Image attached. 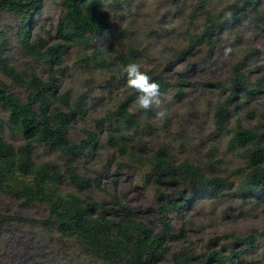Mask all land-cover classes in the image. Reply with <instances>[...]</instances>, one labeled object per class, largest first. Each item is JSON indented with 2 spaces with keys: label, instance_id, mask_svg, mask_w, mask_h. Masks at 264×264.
I'll list each match as a JSON object with an SVG mask.
<instances>
[{
  "label": "rangeland",
  "instance_id": "374dc122",
  "mask_svg": "<svg viewBox=\"0 0 264 264\" xmlns=\"http://www.w3.org/2000/svg\"><path fill=\"white\" fill-rule=\"evenodd\" d=\"M60 1L45 0L41 15L34 11L28 39L41 52L58 46L62 66L55 74L57 91L67 95L73 109L79 100L84 102V114L69 121L68 138L86 141L87 132H91L100 142L97 152L73 162L80 175L98 178L88 194L107 209H116V203L129 208L137 220L165 236L167 251L154 264H175L179 253L204 264L202 260L216 252L225 261L214 255L207 264H264V201L242 203L228 195L229 189L222 196L199 200L192 207L163 217L160 205L167 194L175 201L191 196V192L180 181L159 184L151 175V163L160 148L166 150L175 167L188 161L205 176L225 178L234 186L248 172L247 163L230 141L237 121L264 134V0H259L256 10L246 6L249 0H106L110 36L93 39L88 46L71 44L58 34ZM115 3L118 5H112ZM1 4L0 0V32L7 40L4 55L8 64L25 79L34 73L47 81L48 61L32 57L16 34L21 14L6 11ZM234 6L246 11L244 22L213 35V46L205 43L204 36L202 44H194L189 53L181 55L189 44V35L207 34V19H227ZM98 50L105 59L101 67L94 64ZM118 58L134 60L142 70L168 83L160 91L159 104L148 110L138 108L136 90L127 85ZM240 74L259 91L247 100L238 91L227 106L230 88ZM180 82L185 85L180 86ZM0 84L25 101L28 91L12 83L1 70ZM238 101L245 102L236 108ZM123 102H127L136 126H125L120 132L123 139L110 143L109 136L117 131L107 117ZM224 105L230 113L226 127L219 130L215 112ZM52 108L66 111L59 102ZM0 139L13 146L21 144L19 137L5 131H0ZM121 146L125 154L120 152ZM64 160L42 148L35 152L37 163ZM6 170L0 159V171ZM0 188L22 190L37 185L34 175L12 172L6 174ZM43 188L49 191L53 187L46 184ZM57 188L62 193L73 191L67 183ZM0 213L23 220L4 222V227L11 230L0 239V264H99L80 255L72 243L59 241L27 221L47 218L44 206L23 207L2 193ZM244 238L249 242H236Z\"/></svg>",
  "mask_w": 264,
  "mask_h": 264
},
{
  "label": "trees",
  "instance_id": "16d2710c",
  "mask_svg": "<svg viewBox=\"0 0 264 264\" xmlns=\"http://www.w3.org/2000/svg\"><path fill=\"white\" fill-rule=\"evenodd\" d=\"M1 1L2 9L21 14L16 34L23 43L24 49L32 57L48 61L50 73L47 81L34 73L25 79L8 64L4 55L7 40L0 32V70L12 83L28 91L25 101H20L0 84V109L3 112L0 131H5L21 140L20 145L13 146L0 139V159L7 168L6 171H0V185L5 182L6 174L12 172L24 176L34 175L37 185V188L22 190L0 188V194L3 193L20 202L23 207L44 206L48 212L47 218L27 221L39 226L51 237H57L59 241L72 243L80 251V255L89 260L99 264H154V260L167 251L168 240L165 236L153 231L143 221L137 220L136 213L129 208L116 203V209H107L104 203L93 200L88 191L94 183H98V178L95 180L80 175L73 165L79 156L95 153L101 145L96 135L91 132H87L86 141L73 142L68 138L69 121L84 114V102L79 100L73 109L68 103L67 95H61L57 91L55 74L62 66V59L58 56V46L41 52L28 39L33 13L36 11L41 15L45 0ZM106 3V0H61L58 34L65 40H71V44L85 46H88L93 39L102 40L104 35L110 36L111 24ZM246 3V6H250L253 10H256L260 4L259 0H249ZM233 8L234 11L227 19L216 21L208 18L206 27L210 31H207V34L203 33L202 37L189 35V44L181 55L189 53L194 44H202L204 36L207 38L205 43L213 46L215 43L212 39L213 35L233 28L237 22H244L246 11L243 12L244 9L241 7ZM94 56L95 66L101 67L105 62L103 53L98 50L95 51ZM118 63L124 67L128 61L118 58ZM152 77L159 82L160 91L168 86L161 77ZM182 83L180 82L179 85H185ZM230 91L231 94L226 101L227 106L238 91L247 100L259 90L250 85L244 74H240ZM55 102L66 107V111L52 108ZM244 102L238 101L235 107ZM226 105L219 106L215 112L219 130L224 129L227 124L230 110ZM127 106V102L121 103L118 109L107 117L110 126L117 131L116 135L109 136L110 143H118V138L123 139L120 132L125 126H136L134 116ZM235 128L230 144L240 151L248 169L236 186L222 177L205 176L199 168L188 161L175 167L163 148L156 152L151 163V175L154 181L159 184L164 181H180L191 192V196L175 201L170 194H167V200L160 205L163 217L168 213L181 212L184 208L192 207L199 200L222 196V192L229 189L231 192L228 195L239 198L242 203L247 204L251 200L264 201V134H260L255 128L242 127L239 121L236 122ZM38 148H42L47 153L57 154L65 160L62 163L50 161L37 163L35 152ZM119 149L122 154L126 153L124 147L121 146ZM65 183L70 185L73 191L60 192L57 187ZM46 184H50L53 188L46 190L43 188ZM5 221L22 222L23 220L0 213V239L5 232L11 230L4 227ZM163 227L166 232L170 231L166 223H163ZM238 240L243 243L249 242L247 238L237 239L236 242ZM214 255L217 256V260L225 261L223 257L217 255V252L212 254ZM212 256L202 262L207 264ZM175 264L197 263L194 262L193 257L179 253Z\"/></svg>",
  "mask_w": 264,
  "mask_h": 264
},
{
  "label": "clouds",
  "instance_id": "9594fccd",
  "mask_svg": "<svg viewBox=\"0 0 264 264\" xmlns=\"http://www.w3.org/2000/svg\"><path fill=\"white\" fill-rule=\"evenodd\" d=\"M126 83L136 90L135 100L138 108L148 110L160 101V84L148 71L142 70L140 63L131 60L123 67Z\"/></svg>",
  "mask_w": 264,
  "mask_h": 264
}]
</instances>
